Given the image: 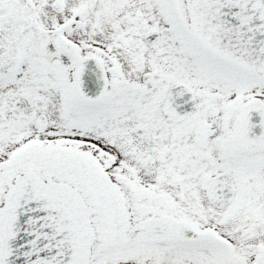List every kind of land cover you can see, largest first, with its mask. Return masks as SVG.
I'll return each instance as SVG.
<instances>
[{
	"label": "snow or ice",
	"instance_id": "6c2138e0",
	"mask_svg": "<svg viewBox=\"0 0 264 264\" xmlns=\"http://www.w3.org/2000/svg\"><path fill=\"white\" fill-rule=\"evenodd\" d=\"M0 264H264V0H0Z\"/></svg>",
	"mask_w": 264,
	"mask_h": 264
}]
</instances>
